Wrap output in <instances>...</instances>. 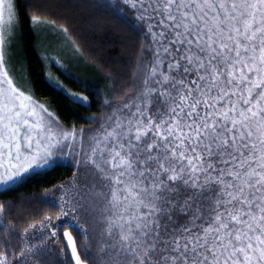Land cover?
I'll return each instance as SVG.
<instances>
[{"label":"snow or ice","instance_id":"6c2138e0","mask_svg":"<svg viewBox=\"0 0 264 264\" xmlns=\"http://www.w3.org/2000/svg\"><path fill=\"white\" fill-rule=\"evenodd\" d=\"M96 10L141 42L125 86L77 129L34 98L19 0H0V190L74 169L54 186L59 201L46 199L55 226L48 215L0 225V264H264V0H98Z\"/></svg>","mask_w":264,"mask_h":264},{"label":"trees","instance_id":"16d2710c","mask_svg":"<svg viewBox=\"0 0 264 264\" xmlns=\"http://www.w3.org/2000/svg\"><path fill=\"white\" fill-rule=\"evenodd\" d=\"M111 2L119 4L120 0ZM97 3L98 0H19L22 23L20 56L27 69V86L34 93V98L45 103L65 126L74 125L77 129L93 126L88 118L102 114L103 99L115 95L112 91L114 87L125 86L141 42L136 33L119 23L110 12L96 10ZM33 14L55 21L52 24L54 28L60 29L61 24L67 27V35L63 31L61 33L72 47L74 44L78 46L82 61L94 76L91 80L82 82L44 59L40 49L41 39L30 20ZM74 48L77 51V47ZM73 94L87 96L91 106L74 102ZM73 171L69 164H61L50 170L38 171L11 190H0V202L6 204L5 213L0 214V225L14 221L23 226L26 222L48 215L55 226L58 222L55 213L59 209L53 208L46 199L59 201L61 193L54 191V186L71 179ZM69 230L79 243L82 240L79 233L71 228ZM3 231L0 227V235ZM15 231L19 234L20 228ZM42 231L45 229L37 228L35 233L30 230L27 238L31 239ZM59 237L52 240L50 247L59 249L65 245L63 227L59 229ZM18 242L17 238H13V244ZM0 247H3L2 243ZM52 259L58 257L54 255Z\"/></svg>","mask_w":264,"mask_h":264},{"label":"rangeland","instance_id":"374dc122","mask_svg":"<svg viewBox=\"0 0 264 264\" xmlns=\"http://www.w3.org/2000/svg\"><path fill=\"white\" fill-rule=\"evenodd\" d=\"M33 26L41 39V54L47 62L51 61L52 64L82 82H88L91 77H94L89 72L86 63L82 61L78 51L62 35V30L54 28L47 22L37 23ZM69 160H71L70 157Z\"/></svg>","mask_w":264,"mask_h":264}]
</instances>
